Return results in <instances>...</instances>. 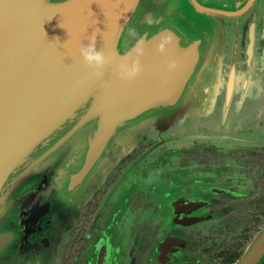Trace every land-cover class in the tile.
<instances>
[{"label":"water","instance_id":"water-1","mask_svg":"<svg viewBox=\"0 0 264 264\" xmlns=\"http://www.w3.org/2000/svg\"><path fill=\"white\" fill-rule=\"evenodd\" d=\"M248 1L0 0V264H58L142 137L264 143L243 135L264 121V0ZM216 34L232 46H209ZM92 37L99 77L78 54ZM137 59L136 78L109 79ZM263 253L264 229L235 264Z\"/></svg>","mask_w":264,"mask_h":264},{"label":"flooded vegetation","instance_id":"flooded-vegetation-1","mask_svg":"<svg viewBox=\"0 0 264 264\" xmlns=\"http://www.w3.org/2000/svg\"><path fill=\"white\" fill-rule=\"evenodd\" d=\"M243 135L264 141V121ZM153 144L95 192L58 264H235L247 252L264 229V143Z\"/></svg>","mask_w":264,"mask_h":264},{"label":"clouds","instance_id":"clouds-1","mask_svg":"<svg viewBox=\"0 0 264 264\" xmlns=\"http://www.w3.org/2000/svg\"><path fill=\"white\" fill-rule=\"evenodd\" d=\"M166 44L167 40L163 41L158 46L157 50L163 52ZM78 54L83 64L87 68L93 70L94 75L97 77L102 76V70L108 61L104 53L97 50L95 37H92L86 45H81ZM142 54V49H137V55L139 56ZM169 67L170 69L174 68L175 64H170ZM140 71L141 65L138 59L134 61L130 67L128 64H122L119 69L121 78L125 80H132L136 78Z\"/></svg>","mask_w":264,"mask_h":264},{"label":"rangeland","instance_id":"rangeland-1","mask_svg":"<svg viewBox=\"0 0 264 264\" xmlns=\"http://www.w3.org/2000/svg\"><path fill=\"white\" fill-rule=\"evenodd\" d=\"M214 36V38H213V40L209 43V46H211V47H216V45H218V44H222V46H225V47H229V46H232V44H233V40H231V38H229V37H226L225 36V38H227L226 40H218V39H216V37H218L219 35H213ZM241 41V40H240ZM244 41H243V39H242V41H241V43H243ZM240 43V42H239ZM145 140V142H148V141H153L154 142V144H153V146H152V148H154V149H162V150H173V149H178V148H181V147H183V146H181V147H179V146H170L169 148H167V147H161V146H159V145H157V141L156 140H152V139H146V138H144V137H142L141 138V140L137 143V145L135 146V148L133 149V150H135V149H137V147L139 146L138 144L142 141V140ZM255 139H257V138H255ZM194 143H199V142H194ZM194 143H192V144H194ZM201 143H211V142H209V141H206V142H201ZM212 144H216V143H212ZM235 144H238V143H235ZM188 145H191V144H188ZM188 145H186V146H188ZM133 150L131 151V152H133ZM130 152V153H131ZM130 153H128V154H126L119 162H118V164H117V166L114 168V170L111 172V174L109 175V177L107 178V180L112 176V174H113V172L118 168V166H119V164L121 163V161L123 160V159H125L128 155H130ZM106 180V181H107ZM105 181V182H106ZM104 182V183H105ZM91 202V200L85 205V208H84V211L81 213V215H80V218L76 221V223L73 225V227L72 228H74L75 227V225L77 224V223H79V221H81V217H82V215H84V213H85V211H86V207L88 206V204ZM71 228V229H72ZM68 233H69V231L67 232V235L65 236V243L62 245V246H64L65 244H66V241H67V238H68ZM258 235V233H256L255 235H254V238L256 237ZM254 238L251 240V242H250V244L252 243V241L254 240ZM249 244V245H250ZM62 248V247H61ZM61 248L59 249V250H61ZM59 259V258H58Z\"/></svg>","mask_w":264,"mask_h":264},{"label":"bare ground","instance_id":"bare-ground-1","mask_svg":"<svg viewBox=\"0 0 264 264\" xmlns=\"http://www.w3.org/2000/svg\"><path fill=\"white\" fill-rule=\"evenodd\" d=\"M165 48H167L166 45H165ZM117 74H119V71H118L117 69L114 68V72L111 73L109 79H110V78H113V76H114V75H117ZM121 80H122V79H121V77H120V81H121ZM120 81H119V82H120Z\"/></svg>","mask_w":264,"mask_h":264}]
</instances>
